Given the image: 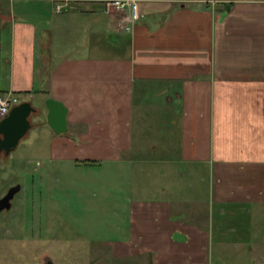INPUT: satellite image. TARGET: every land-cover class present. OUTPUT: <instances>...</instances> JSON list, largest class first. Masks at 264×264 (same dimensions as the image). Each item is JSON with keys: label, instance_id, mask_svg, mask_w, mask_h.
I'll use <instances>...</instances> for the list:
<instances>
[{"label": "crops", "instance_id": "1", "mask_svg": "<svg viewBox=\"0 0 264 264\" xmlns=\"http://www.w3.org/2000/svg\"><path fill=\"white\" fill-rule=\"evenodd\" d=\"M106 1L0 0V95L67 108L51 159L108 176L110 264H264V0H138L130 31ZM148 93L176 140H136ZM183 164L208 202L182 195Z\"/></svg>", "mask_w": 264, "mask_h": 264}, {"label": "rangeland", "instance_id": "2", "mask_svg": "<svg viewBox=\"0 0 264 264\" xmlns=\"http://www.w3.org/2000/svg\"><path fill=\"white\" fill-rule=\"evenodd\" d=\"M90 11L86 6L78 8V11L69 14V23H85L91 16ZM54 16L53 23L62 17ZM74 35L72 33L69 37ZM81 35L74 36L72 43L78 42ZM64 44L69 42L65 41ZM72 51H63L60 46V50L54 52L61 57ZM158 98L157 94L148 93L144 99L137 100L144 113L140 118L139 114L136 116L137 141L161 142L169 140L170 136V140L178 138L179 129L175 127L171 135H167L169 131H163L170 124L165 120L168 118L162 119L163 115H168L165 113L167 107L162 102L163 97L159 103ZM19 99L20 103L30 100L36 109L40 104L46 106L42 94L37 92L32 97L20 95ZM44 110L46 113V107ZM30 122L33 127L18 147L9 156H0V198L9 187L17 184L22 187L13 208L9 212H0V264H45L46 256L54 264H110L107 244L95 241L110 238V215L106 211L109 196L102 190L109 188L106 185L108 176L103 177V170L85 169L83 166L76 168L74 164L52 160L50 152L54 133L47 115L32 114ZM147 155L151 157L153 153ZM188 167L183 164L181 169L186 174L181 180L182 188L185 187L182 195L208 202L207 181L202 182L198 176L196 190L188 175ZM104 178L107 179L106 183ZM196 213L199 217L204 215L203 204H198Z\"/></svg>", "mask_w": 264, "mask_h": 264}, {"label": "water", "instance_id": "3", "mask_svg": "<svg viewBox=\"0 0 264 264\" xmlns=\"http://www.w3.org/2000/svg\"><path fill=\"white\" fill-rule=\"evenodd\" d=\"M46 107L48 109L47 120L51 129L58 135L67 132V108L63 103L48 99ZM37 111L38 109L33 107L31 102H23L10 111L9 115L0 123V136H2L0 137V154L4 152L9 155L18 147L32 128L29 120L31 114ZM21 189V185L14 186L5 197L0 199V212L12 208V200ZM45 264L54 263L47 257Z\"/></svg>", "mask_w": 264, "mask_h": 264}, {"label": "built area", "instance_id": "4", "mask_svg": "<svg viewBox=\"0 0 264 264\" xmlns=\"http://www.w3.org/2000/svg\"><path fill=\"white\" fill-rule=\"evenodd\" d=\"M109 10L124 14L128 24H124V29L130 31L132 26L141 20L142 14L138 0H107ZM57 12L62 11V7L56 8ZM20 104V99L16 94L0 95V123L9 115L10 111Z\"/></svg>", "mask_w": 264, "mask_h": 264}, {"label": "flooded vegetation", "instance_id": "5", "mask_svg": "<svg viewBox=\"0 0 264 264\" xmlns=\"http://www.w3.org/2000/svg\"><path fill=\"white\" fill-rule=\"evenodd\" d=\"M36 113H37V112H36ZM35 115L38 116L39 114H35ZM30 118H31V116H30ZM30 118H29V120H30ZM31 125H32V124H31ZM32 127H33V126H32ZM0 137H2V136H0ZM2 154H4L5 156H9V155H10V154L7 155V154H5V153L3 152V153L0 154V156H1ZM17 185H18V184H17ZM13 187H14V186L9 187L8 190L6 191V193H5V195H4L3 197H5V196L8 194L9 190H10L11 188H13ZM19 193H20V192H19ZM19 193H17V194H19ZM17 194L15 195L14 199L12 200V208H13V202H14V200H15ZM3 197H2V198H3ZM2 198H0V199H2ZM12 208H11V209H12ZM11 209H10V210H11ZM10 210H4V211H2V212H9ZM46 257H47V256H46Z\"/></svg>", "mask_w": 264, "mask_h": 264}]
</instances>
